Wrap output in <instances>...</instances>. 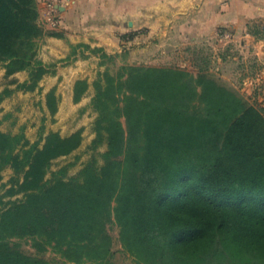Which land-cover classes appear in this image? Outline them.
Segmentation results:
<instances>
[{"label": "trees", "instance_id": "16d2710c", "mask_svg": "<svg viewBox=\"0 0 264 264\" xmlns=\"http://www.w3.org/2000/svg\"><path fill=\"white\" fill-rule=\"evenodd\" d=\"M39 17L37 0H0V63L7 75L28 72L0 90V103L50 71L38 56ZM204 61L196 74L135 63L98 73L95 137L74 174L51 164L82 144L81 129L44 136L42 126L41 147L25 125L0 129V170L23 173L15 192L24 193L0 208V264H55L40 256L48 249L66 264H112L111 224L137 264H264V105ZM89 88L77 79L74 101ZM45 98L54 113L55 89ZM13 239L30 240L40 255Z\"/></svg>", "mask_w": 264, "mask_h": 264}, {"label": "crops", "instance_id": "0c3cea01", "mask_svg": "<svg viewBox=\"0 0 264 264\" xmlns=\"http://www.w3.org/2000/svg\"><path fill=\"white\" fill-rule=\"evenodd\" d=\"M37 2L45 30L39 42L44 62L56 61L60 67L114 59L191 71L190 60H253L260 69H244L239 76L249 93L244 87L237 90L250 101L264 96V0H56L54 6L48 0ZM203 48L210 53L200 56Z\"/></svg>", "mask_w": 264, "mask_h": 264}, {"label": "rangeland", "instance_id": "374dc122", "mask_svg": "<svg viewBox=\"0 0 264 264\" xmlns=\"http://www.w3.org/2000/svg\"><path fill=\"white\" fill-rule=\"evenodd\" d=\"M250 27L252 28V26ZM251 30H253V28ZM40 40L41 38L39 42ZM209 51L210 50H205V48H203L200 56L210 53ZM227 59L228 60H225L223 64H219L217 60H210L208 65L211 73L220 81L235 89H237L238 86L240 87V91H242V87L246 88L243 91L245 94H248V84H245L244 81L241 84L239 78L240 73H243L244 69L246 73H250V71L253 72L257 68L260 69V64L254 63L253 60H251V62L247 60L244 62L246 64V66H244L243 60ZM190 61H192L194 66H190L189 68L191 72L194 73L198 71V66H204V64H206L204 60ZM45 63L49 65L50 71L40 80L37 88L34 90L16 89L0 103V129L16 132L21 125H25L26 137L29 142H38L39 147L44 143V139L41 138L39 133L42 126H44L45 130L44 136L49 131H57L62 135H69L81 129L83 131L82 144L70 154L55 159L51 164V169L53 170L63 165L70 164L69 173L74 174L81 167V163L89 157L91 152L89 145L95 137L93 122L96 117V112L90 104L95 92L92 82L97 77L98 73L106 69L115 72L121 65L128 64L130 61L114 59L82 60L79 62H69L66 65L61 63L60 67L59 62L56 61H51L49 63L47 61ZM189 63L188 61L186 64ZM161 64H163V62ZM262 69H264V67H262ZM27 77V71H19L12 75H7L5 67L0 63V90L4 89L7 85H11L12 88H14L15 84H13V82H23ZM77 79H87L90 83V88L80 101L75 102L73 99V87ZM52 88L55 89L58 97V108L54 113H51L45 102L46 93ZM257 98L261 100V102L258 103L259 101L256 99L257 104L264 105L263 94L261 97ZM82 109H84L83 112ZM10 111L13 112V115H7ZM16 117L17 120H15ZM78 157L79 159H77ZM22 179L23 173L18 174L11 167L0 170V199L2 200L0 201V208L24 196L23 192H15L17 189V182L22 181ZM109 231L113 238L111 263L137 264L134 258L124 250L119 240L117 225L111 224ZM12 244L18 246L27 254L34 256L40 255L37 254L31 241L28 239H13ZM40 256L55 264H66V261L51 249L46 250Z\"/></svg>", "mask_w": 264, "mask_h": 264}, {"label": "built area", "instance_id": "2783aa9c", "mask_svg": "<svg viewBox=\"0 0 264 264\" xmlns=\"http://www.w3.org/2000/svg\"><path fill=\"white\" fill-rule=\"evenodd\" d=\"M48 3H50V6H54L56 3V0H48ZM226 36H229V34H225Z\"/></svg>", "mask_w": 264, "mask_h": 264}]
</instances>
